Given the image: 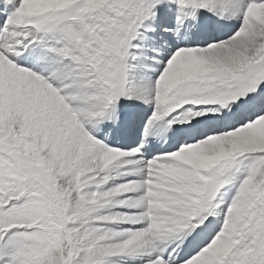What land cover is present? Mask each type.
<instances>
[{
  "label": "snow or ice",
  "instance_id": "1",
  "mask_svg": "<svg viewBox=\"0 0 264 264\" xmlns=\"http://www.w3.org/2000/svg\"><path fill=\"white\" fill-rule=\"evenodd\" d=\"M0 264H264V0H0Z\"/></svg>",
  "mask_w": 264,
  "mask_h": 264
}]
</instances>
